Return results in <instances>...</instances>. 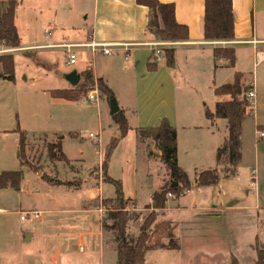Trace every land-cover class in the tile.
Segmentation results:
<instances>
[{
	"label": "crops",
	"instance_id": "crops-1",
	"mask_svg": "<svg viewBox=\"0 0 264 264\" xmlns=\"http://www.w3.org/2000/svg\"><path fill=\"white\" fill-rule=\"evenodd\" d=\"M159 1L174 4L177 23L189 29L187 41L158 42L147 36L149 11L135 0H20L15 14L20 45L7 48L13 50L7 55L14 56L15 83L0 81V175L22 171L24 180L23 170L33 173L19 159V130L28 138L46 136L51 143L55 142L51 145L59 144L66 161H61L59 151L55 150L57 159H49L52 163L82 164V159L72 157L66 150L67 145L80 137L81 101L54 98L51 92L75 90L84 78L81 76L80 84L72 87L65 78L69 73L60 71L66 81L55 84L54 77L35 68V64H40L50 71L60 70V66L67 65L68 56L66 49L58 46L80 45L72 49L77 56L75 65L84 64L86 68L74 71L82 75L90 70L94 82L102 80L129 125L126 137L112 157L114 159L123 149L129 180L113 175L110 162L105 180L122 183L128 209L134 212L149 208L156 216L145 264H154L153 253H157V257L165 252L175 253L172 257L178 264H232L233 260L242 264L241 259L253 252L257 259L253 247L259 240L258 222L260 213L264 212V137L259 135L264 132V0H232L235 38L227 42L205 40L202 32L205 0ZM48 26L53 28L50 34L45 32ZM92 42L109 45L111 54H102L100 48L94 53L91 48L81 46ZM168 48L175 50L173 68L166 64L164 50ZM215 48H234L235 67H229L225 59H215ZM17 54H26L32 59L25 62L28 68L20 72ZM99 58L103 59L104 67L98 64ZM149 63L157 64V70L150 72ZM252 69L250 87L255 100L249 115V129L245 127L246 121L243 122L238 165L254 162L255 179L252 177L247 189L254 193L248 195L252 202L247 205L237 201L217 203L219 182L208 187H193L180 197L168 196L164 209H154L153 194L165 186L169 177L160 151L151 140L141 144L137 130L157 128L165 117L177 131L178 164L194 186L197 173L218 168L216 152L227 139L226 120L211 122L206 117V110L214 114L219 102L215 90L232 84L236 73L244 74ZM205 99L211 101L212 109L205 103L202 106ZM101 106L98 134L107 128L112 140L119 132L109 100ZM139 154H142L144 167L137 170ZM94 168L97 167L85 171ZM35 177L45 181L36 174ZM85 179L80 178L75 184L70 182V176L64 181L57 180L71 183L70 187L47 183L52 188L63 187L73 192L89 183ZM211 188H214L212 192ZM196 194L213 196L214 200L199 204L192 201ZM31 195L23 181L19 190L0 189V264H118L114 236L103 231L96 205L90 207L88 203L101 198V194L91 193L90 200L79 210L56 204L31 210L25 202L28 200L25 196ZM102 199L114 200L115 192L113 197ZM30 211L41 213L40 219L26 224L20 218L23 226L19 232L12 217ZM76 212L90 217L76 221L66 218ZM169 245L173 247H166Z\"/></svg>",
	"mask_w": 264,
	"mask_h": 264
},
{
	"label": "trees",
	"instance_id": "trees-1",
	"mask_svg": "<svg viewBox=\"0 0 264 264\" xmlns=\"http://www.w3.org/2000/svg\"><path fill=\"white\" fill-rule=\"evenodd\" d=\"M140 6L149 11L146 35L158 42H178L189 39V29L177 23L175 18L174 4H163L159 0H135ZM20 0H9L5 9L0 4V47L17 48L20 39L15 26L16 8ZM202 32L206 41H232L235 38V16L232 0H205V13L202 21ZM166 64L169 68L175 65V50L168 48L164 50ZM215 59H225L229 67L234 68L236 63L234 48H215L213 51ZM148 70H157V64L149 63ZM15 60L13 55H0V81L15 83ZM84 82L75 90H55L51 92L54 98L77 102L86 96L94 86L93 75L90 70L81 75ZM101 93L108 99L113 98L112 92L102 81H97ZM251 87H245L242 83V75L235 74L232 84L223 85L215 90L216 97L228 98L227 101H219L216 104L215 113L206 111V117L211 122L215 120H226L227 139L217 149V163H225L229 166L227 173L221 174L218 169L205 170L198 174L196 184L193 186L187 173L179 166L177 160V131L162 117L161 124L157 128L139 129L137 135L141 144L151 140L160 151L161 162L167 171L169 180L158 192L153 194L154 209H164L169 195L180 197L189 192L193 187H208L217 185L221 180L236 176L237 167L241 161V133L243 122L246 119V109L249 100L246 95ZM113 120L118 127V136L113 138L106 147L103 171L107 170V159L112 158L117 146L129 131L127 119L122 111L113 115ZM19 133V159L21 160L22 148L26 141L25 133ZM55 150L59 151V159L66 161L59 144L48 146L49 159H57ZM46 182L56 186H72L71 183H63L51 180L43 176ZM23 181L22 171L4 172L0 175V189L19 190ZM115 188V211L108 215L107 221L102 223L105 233L114 236L117 247L118 264H145L146 253L149 250L151 237V226L155 221L153 214L151 220L146 222L139 237L134 240L127 236L128 224L132 221L126 211L128 201L125 200L122 183L109 178L105 180ZM79 186V184H76ZM108 201V200H106ZM257 259L254 264H264V249L256 247ZM232 264H238L236 260Z\"/></svg>",
	"mask_w": 264,
	"mask_h": 264
},
{
	"label": "rangeland",
	"instance_id": "rangeland-1",
	"mask_svg": "<svg viewBox=\"0 0 264 264\" xmlns=\"http://www.w3.org/2000/svg\"><path fill=\"white\" fill-rule=\"evenodd\" d=\"M9 0H0L1 7L3 9L6 8ZM21 34H23L21 29ZM27 37V36H25ZM264 50V48H262ZM13 50H9L7 48L0 47V55H7L11 54ZM21 55V56H19ZM31 58L24 54H17L16 56V63L18 66L19 72L22 70L27 69L28 67L25 65L26 61L31 62ZM98 64L101 67H104L103 65V59H98ZM62 62V59L59 60ZM36 66V67H35ZM35 68L37 70H43L48 73L50 77H54V83L55 84H64L65 78L64 75H60V71H65V73H70L74 70H81L84 64H78V65H62L60 66V70H57L53 68L51 71L48 70L45 67H42L40 64H35ZM31 69V67L29 68ZM262 68L258 70L259 74ZM50 71V72H49ZM29 73V72H28ZM254 70H250L247 73L241 74L242 75V83L247 85V87H250V82L253 79ZM63 76V77H62ZM90 92V91H89ZM88 92V93H89ZM87 93V95H88ZM87 95L82 97L80 100V122H79V128L78 133H80L79 140H75L76 142L67 145L66 150L69 155L72 157H75L76 159H82L83 162L80 164L79 162H70L67 161L66 163H52L49 160L48 157V146L51 144H54L55 142L51 143L46 136H36V137H26V141L24 144V147L22 148V155H21V163L25 166V168L30 169V171L24 172V184L29 188V192L33 195L26 197L28 200L25 202L29 205L28 207L31 208V210H37L39 208H44L47 205H58L63 206V208H70L74 210H79L81 206H83L87 201L90 200V195L95 194L96 196H99L101 194V198H109L114 196L115 189L112 185H109V183H105V172L103 171V162L105 159V152L106 147L110 144L111 140L109 139V132L108 129L105 128L103 132H101V145L98 147L94 145L90 140H88L89 133L98 134L99 131V122L101 121L100 117V107L101 104L108 103L109 100V107H111L110 99H104L102 95H100V102L99 103H92L89 102L87 99ZM224 99H228L225 97H217V100L222 101ZM214 100V99H213ZM204 103L210 108H213V104H211L210 100H203L202 106ZM251 107L252 104L249 102L248 107L246 109V119H245V127L246 129H249V126H251V117L249 116L251 113ZM208 111V110H206ZM105 116V115H104ZM107 118H109V115L107 114ZM105 120V117H104ZM216 121V120H215ZM83 138V139H82ZM148 142V141H147ZM152 142V141H151ZM153 143V142H152ZM153 145H155L153 143ZM123 156V149H120L114 159L110 158L107 159V165H111L113 175L116 177H124L127 178V182L129 180V174L130 171L124 162L125 159L122 158ZM113 157V156H112ZM142 154H139V157L137 158L136 169L138 170L139 167H144V163L142 161ZM112 159V161H111ZM127 161V160H126ZM82 165V166H81ZM218 170L221 172V174H224L227 169H229V166L225 163H218ZM62 167L64 169H62ZM90 167H97L94 169H91L89 171H85V169H88ZM98 167H100L98 169ZM248 167V168H247ZM254 162L250 165L242 164L240 167H237V176L230 177L228 179H223L220 181V184L217 189V195L215 197L217 203H225L230 204L234 201H237L240 205H247L252 202L250 199V196L248 195H254V193H251V190H247L250 188V183L252 182V177L255 179V173L253 172L254 168ZM165 172V171H164ZM227 173V172H226ZM35 174L43 178V176H47L50 178H54L57 180H67L70 176L71 183L75 184L77 181L81 178L89 183H84L80 190L77 191H70L66 190L63 187L60 188H52L51 184H48L44 180H37L35 177ZM198 177V173L196 174ZM99 182V183H97ZM97 183V184H96ZM166 185V184H165ZM164 186V185H163ZM68 187V186H67ZM220 188V189H219ZM210 190V189H209ZM214 190V188H211V191ZM254 192V191H252ZM247 194V195H246ZM101 198L96 199L95 201H89V206L93 207L94 204L97 206L100 205L101 202L105 205H111L113 209H115V203L112 200H101ZM204 204L207 202H211L214 200L213 196L209 195H194L192 196V201ZM128 215L133 217L132 221L128 224L127 228V236L130 239L136 240L140 235V230L142 226L148 221L151 220L150 216L153 214L156 221V216L149 208L143 210V211H132L131 209L127 208ZM111 213V212H110ZM108 213L104 217H100L98 214V218L101 223L107 221ZM90 217L89 214L86 213H73L66 216V218L70 220H81L82 218L84 220H87ZM260 220L258 222V233L259 240L257 244L253 247L256 250V247L260 249H264V212L260 213ZM59 218V216L57 217ZM56 218V219H57ZM12 221L16 223V227L19 230V232L22 229L23 224L20 222V215L16 217H12ZM31 220L26 221L28 224ZM154 221V223H155ZM153 223V225H154ZM153 225L151 226V229L153 228ZM110 234V233H109ZM111 237L113 236L110 235ZM254 245V244H253ZM166 247H173V245H169ZM160 249V248H158ZM174 250V248H173ZM159 251V250H156ZM172 251V250H171ZM148 253V251H147ZM146 253V255H147ZM154 255V264H178L177 259L173 258L172 256L175 253H159V255L156 257L155 255L157 253H153ZM254 254V255H253ZM247 254L246 258L241 259L242 264H250L254 263L256 261L255 252L252 253V255Z\"/></svg>",
	"mask_w": 264,
	"mask_h": 264
},
{
	"label": "built area",
	"instance_id": "built-area-1",
	"mask_svg": "<svg viewBox=\"0 0 264 264\" xmlns=\"http://www.w3.org/2000/svg\"><path fill=\"white\" fill-rule=\"evenodd\" d=\"M53 28L51 26H48L45 29V32L47 34H50L52 32ZM80 45H60L58 47H64L66 49V53L68 56V61H67V65L69 66H73L77 63V56L74 53V51H72L73 48L75 47H79ZM81 46H86L88 48L92 49V52L96 53L97 49H102L101 52L104 55H110L111 54V47L107 44H97V43H90V44H86V45H81ZM100 95L101 92L98 88V84L97 82H94V86L92 87V89L90 90V92L87 95V99L89 102L92 103H99L100 102ZM247 99L250 101L251 104H253V101L255 100V93L254 91L250 88L247 92L246 95ZM260 137L263 138L264 137V132H260L259 133ZM101 135L100 134H94V133H89L88 135V140H90V142H92L94 145L96 146H100L101 145ZM170 197L172 195H169ZM115 211V209L112 208L111 205H105L103 204V202L100 203L99 206L96 207V213L100 216V217H104L106 216L108 213ZM126 211L127 208H126ZM20 218L22 221H27V220H39L41 213L39 212H34V211H30V212H22L20 213Z\"/></svg>",
	"mask_w": 264,
	"mask_h": 264
},
{
	"label": "water",
	"instance_id": "water-1",
	"mask_svg": "<svg viewBox=\"0 0 264 264\" xmlns=\"http://www.w3.org/2000/svg\"><path fill=\"white\" fill-rule=\"evenodd\" d=\"M65 78L72 87H77L80 84L81 75L78 74L76 71H73L67 74ZM110 104H111V115L113 116L119 112V107L114 98L110 99Z\"/></svg>",
	"mask_w": 264,
	"mask_h": 264
}]
</instances>
